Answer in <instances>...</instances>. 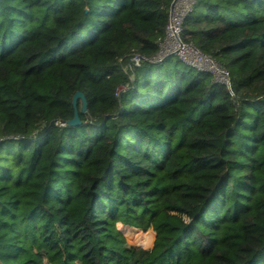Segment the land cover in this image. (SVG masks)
Instances as JSON below:
<instances>
[{
    "label": "trees",
    "instance_id": "1",
    "mask_svg": "<svg viewBox=\"0 0 264 264\" xmlns=\"http://www.w3.org/2000/svg\"><path fill=\"white\" fill-rule=\"evenodd\" d=\"M173 1L0 0V264H264V0L184 19L230 87L132 62Z\"/></svg>",
    "mask_w": 264,
    "mask_h": 264
},
{
    "label": "built area",
    "instance_id": "2",
    "mask_svg": "<svg viewBox=\"0 0 264 264\" xmlns=\"http://www.w3.org/2000/svg\"><path fill=\"white\" fill-rule=\"evenodd\" d=\"M195 3L196 0H174L171 5L165 36L160 41L157 54L152 57L135 55L132 57V62L138 66L144 61L160 62L176 55L188 65L212 73L215 81L230 87L229 72L196 46L183 39V22L185 17L192 11Z\"/></svg>",
    "mask_w": 264,
    "mask_h": 264
},
{
    "label": "rangeland",
    "instance_id": "3",
    "mask_svg": "<svg viewBox=\"0 0 264 264\" xmlns=\"http://www.w3.org/2000/svg\"><path fill=\"white\" fill-rule=\"evenodd\" d=\"M121 228L125 231L124 235L127 239V242L129 245H134V246H140L141 248H145V249H148V248H152L153 247V243H154V240H155V232L153 230H150L148 231L147 233H145L144 235H136L133 233L136 231V230H141L139 228H133V227H127L123 224L120 223ZM117 229H118V226L116 225ZM142 231V230H141ZM147 231V230H145ZM128 234V235H127ZM145 237V241L142 240L143 238Z\"/></svg>",
    "mask_w": 264,
    "mask_h": 264
},
{
    "label": "water",
    "instance_id": "4",
    "mask_svg": "<svg viewBox=\"0 0 264 264\" xmlns=\"http://www.w3.org/2000/svg\"><path fill=\"white\" fill-rule=\"evenodd\" d=\"M81 98L83 101V107L82 110L86 111V99L85 96L83 95V93L81 91H77L73 97V101H74V105L76 106L77 100ZM68 124L73 125V126H77L81 124V120L80 117L78 115V110H75V116L73 119L68 121Z\"/></svg>",
    "mask_w": 264,
    "mask_h": 264
}]
</instances>
